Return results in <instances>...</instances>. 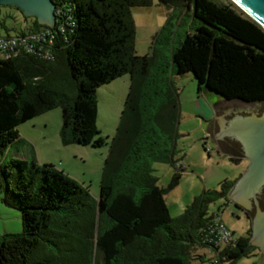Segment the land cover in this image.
<instances>
[{
  "label": "trees",
  "instance_id": "trees-1",
  "mask_svg": "<svg viewBox=\"0 0 264 264\" xmlns=\"http://www.w3.org/2000/svg\"><path fill=\"white\" fill-rule=\"evenodd\" d=\"M52 2L69 18L66 23L57 14L52 44H43L41 56L0 59V195L22 224L20 233L0 236V264L204 263L197 249H208L212 264L251 256L258 248L249 243L250 229L221 248L213 242L218 215L209 207L218 199L229 203L236 181L203 191L172 218L152 165L175 169L169 188L184 171L182 158L174 157V77L191 74L198 92L204 88L225 101L264 103V30L223 0H158L176 18L190 14L194 32L174 45L168 20L153 36L151 54L138 56L131 9L152 0ZM123 75L131 84L97 199L62 171L15 158L18 128L57 108L62 145L103 147L96 89Z\"/></svg>",
  "mask_w": 264,
  "mask_h": 264
},
{
  "label": "rangeland",
  "instance_id": "rangeland-1",
  "mask_svg": "<svg viewBox=\"0 0 264 264\" xmlns=\"http://www.w3.org/2000/svg\"><path fill=\"white\" fill-rule=\"evenodd\" d=\"M171 10L159 4L158 0H152L150 7L131 9L135 26V53L138 56L151 54L152 38L168 20L173 25L174 45H177L178 40L185 34L194 32L193 19L190 14L182 11L183 13L180 15L179 12L176 18ZM171 14L172 17L169 19ZM24 25V18L18 11L10 7H1L0 36L15 35L24 28ZM173 82L178 93L176 128L179 134L174 157L175 159L182 158L180 163L184 171L180 172L177 185L169 188L176 172L175 169L168 164L159 163L153 164L152 169L157 185L164 190L163 198L168 213L170 217L175 218L203 191L216 190L220 183L234 181L243 174L246 163L233 161L231 154L225 149V146L230 148L232 144L224 138H218L217 141L212 138L210 126L211 119L214 118L213 113L218 111L227 113L232 109L244 110L245 107L264 109V103L229 102L204 88L198 92L197 83L191 74L174 77ZM130 84L129 75H123L96 89V123L99 135L106 142L101 148L62 145L59 138L61 128L59 108L34 119L35 123L46 121L47 125L46 143L37 148L41 158L46 161L44 162L46 164L40 165H49L61 170L70 179L87 187L91 196L97 199L102 166L108 154L110 141L115 135ZM218 127V125L213 126L212 130L217 131ZM19 129L28 131L31 127L30 124H22ZM1 199L2 195H0V233L5 231L20 233L22 231L20 213L7 208ZM209 213L218 215L222 224L233 234L234 239L247 237L250 229L249 222L244 213L236 209L231 202L226 203L224 199H218L210 205ZM194 254L203 255L205 262L192 261L191 264H212L214 262V255L208 249H197ZM235 264H264V256L257 250L251 256L243 257Z\"/></svg>",
  "mask_w": 264,
  "mask_h": 264
},
{
  "label": "water",
  "instance_id": "water-1",
  "mask_svg": "<svg viewBox=\"0 0 264 264\" xmlns=\"http://www.w3.org/2000/svg\"><path fill=\"white\" fill-rule=\"evenodd\" d=\"M233 7L264 30V0H227ZM15 7L26 17L54 26L55 4L52 0H0V7ZM243 103V102H242ZM247 104V103H245ZM216 138L237 136L249 163L232 186L228 199L252 212L249 243L264 253V109L218 111Z\"/></svg>",
  "mask_w": 264,
  "mask_h": 264
},
{
  "label": "built area",
  "instance_id": "built-area-1",
  "mask_svg": "<svg viewBox=\"0 0 264 264\" xmlns=\"http://www.w3.org/2000/svg\"><path fill=\"white\" fill-rule=\"evenodd\" d=\"M57 14L63 16L62 21L69 23L67 15L65 13L62 14L61 11H57L56 7L54 10L55 23ZM43 26L45 27L34 26L31 22L25 23L24 28L19 30L15 35L0 36V59L17 58L23 54H37L41 56L40 52H42L44 47L43 44H52L54 33L52 30L54 26ZM213 232V242L216 247L221 248L227 244H231L234 240L233 235L222 224L218 216L215 220Z\"/></svg>",
  "mask_w": 264,
  "mask_h": 264
},
{
  "label": "crops",
  "instance_id": "crops-1",
  "mask_svg": "<svg viewBox=\"0 0 264 264\" xmlns=\"http://www.w3.org/2000/svg\"><path fill=\"white\" fill-rule=\"evenodd\" d=\"M213 114H214V118L211 119L212 121H211L210 131L212 134V138L216 141L215 135L219 133V129L217 131L215 129L212 130L213 126L217 125L216 113H213ZM43 115H41V116H43ZM41 116H39V117H41ZM39 117H36L34 119H37ZM34 119L23 124V125L30 124L31 129H29L28 131L27 130L26 131H24V130L20 131V129L18 130L19 139L21 140L22 143L19 145L20 146L19 152H17V153L15 152V158L26 161V162H29L33 159L38 164H46V163H44L46 161L41 158L40 151H38V149H37L38 146L44 145L46 143V137H47L46 132H45V130L47 129V125L45 124L46 121H43V123H40V122L35 123V122H33ZM27 154H28V157H27ZM57 170H59V169H57ZM59 171H61V170H59ZM236 180L237 179H235L234 181H236ZM254 216L255 215L253 214L249 218L250 230H251V221L254 218ZM5 233H13V232H6L5 231L4 233H0V236L5 234ZM250 236H251V232H250ZM249 241H250V237H249ZM258 250L260 251L259 248H258ZM262 254L264 256V253H262Z\"/></svg>",
  "mask_w": 264,
  "mask_h": 264
},
{
  "label": "flooded vegetation",
  "instance_id": "flooded-vegetation-1",
  "mask_svg": "<svg viewBox=\"0 0 264 264\" xmlns=\"http://www.w3.org/2000/svg\"><path fill=\"white\" fill-rule=\"evenodd\" d=\"M10 8H13L14 10L18 11L23 16V18H24V24L25 23L32 22V19H30V18H33V17H26V16H24L23 13L20 10H18L17 8H15L13 6H11ZM223 138L225 140H228V142H230L232 144L231 145L232 147H230V148H227L225 146V149H227L228 152L231 154L232 160L235 161V162H241V161H243V162L246 163L245 168L243 169V173H244L245 170H246V168H247V166H248L249 161H248V159L245 156V152L243 150L242 143L239 141V139H238L237 136H230V137H223ZM217 140L218 139L216 138V141ZM231 203L234 205V207L236 209L242 211L244 213V215L247 216L246 218H248V222H249V218H250V216L253 215V213L250 212L249 210L245 209L241 205H239L237 203L235 204L233 201H231Z\"/></svg>",
  "mask_w": 264,
  "mask_h": 264
}]
</instances>
